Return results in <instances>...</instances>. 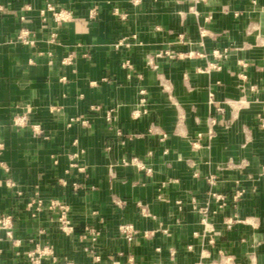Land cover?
I'll list each match as a JSON object with an SVG mask.
<instances>
[{
    "label": "crops",
    "instance_id": "obj_1",
    "mask_svg": "<svg viewBox=\"0 0 264 264\" xmlns=\"http://www.w3.org/2000/svg\"><path fill=\"white\" fill-rule=\"evenodd\" d=\"M0 142V264H264V0H0Z\"/></svg>",
    "mask_w": 264,
    "mask_h": 264
},
{
    "label": "built area",
    "instance_id": "obj_2",
    "mask_svg": "<svg viewBox=\"0 0 264 264\" xmlns=\"http://www.w3.org/2000/svg\"><path fill=\"white\" fill-rule=\"evenodd\" d=\"M47 10H51L54 12L53 13L54 17L56 21L59 23L62 22V20L66 19V15H64L61 11H56L55 7L52 4H48L47 9L42 10V12L45 14ZM204 31L205 30L202 28L203 33ZM28 35H29V29L24 28L19 33V39L24 43H32L33 41L29 39ZM165 53L172 58L176 57V54L170 52L169 50H167ZM214 53L219 57L220 56L222 57L224 55V52L221 50H215ZM161 54L162 53H159V55ZM150 64L157 67V65L154 64L152 60H150ZM125 65L128 67L132 66L129 61H127ZM141 93L143 94L142 97L140 98V104L142 107L141 109L134 110L135 116H139L142 113V111L143 112L147 111V108H146L147 96H146L145 89H141ZM211 101H213L212 98H211ZM112 111L113 110H110L107 113V119L109 120H113ZM14 122L17 125L26 124L28 123V116L26 114L17 116L15 117ZM1 145L2 143L0 142V146ZM125 163L141 165L140 159L137 156H133L130 160H125ZM208 181L211 184H214L216 181L215 176L214 175L208 176ZM215 195L219 200H223L222 195L220 194H215ZM242 195H243V190H238L235 198L239 199ZM34 205L37 206V209H41L43 207V201L41 199H37V200L34 199L28 203L29 207H33ZM220 205H223V202ZM48 208L50 210H55L59 212L58 220H59V226L61 229H63L66 232H71L73 230L74 227L68 215L70 211V206L68 204L63 203L58 199H54L50 202V205L48 206ZM200 211L203 213V218H202L203 222L207 224L206 222V215L208 212L207 208L201 207ZM235 221H239V218L237 217L230 218V220L227 221L228 226H231ZM120 228H121V231L126 235V237L129 240L134 238L136 234V230L132 224H128V223L122 224ZM14 230H15L14 216L12 214L0 215V240L13 239L15 243H18L19 240H16L14 238ZM49 255L55 257L54 256L55 252L52 246L37 247L36 249L30 251L28 254L30 264H43V260ZM199 264H204V263H199ZM206 264H244V262L240 260L239 258H237V256L232 253L223 252L221 253L218 259H215L212 262L206 263Z\"/></svg>",
    "mask_w": 264,
    "mask_h": 264
}]
</instances>
